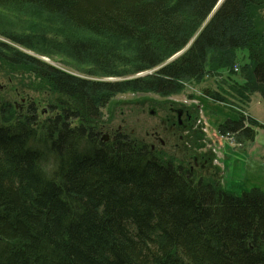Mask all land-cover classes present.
<instances>
[{
  "label": "trees",
  "instance_id": "trees-1",
  "mask_svg": "<svg viewBox=\"0 0 264 264\" xmlns=\"http://www.w3.org/2000/svg\"><path fill=\"white\" fill-rule=\"evenodd\" d=\"M218 1L0 0L57 23L52 37L0 31L4 70L44 95L22 111L0 95V264H264V190L225 189L201 141L183 138L179 158L122 130L102 139L103 109L124 92L225 75L243 102L264 100V0H223L208 18ZM237 113L218 131L253 141L264 126Z\"/></svg>",
  "mask_w": 264,
  "mask_h": 264
},
{
  "label": "rangeland",
  "instance_id": "rangeland-1",
  "mask_svg": "<svg viewBox=\"0 0 264 264\" xmlns=\"http://www.w3.org/2000/svg\"><path fill=\"white\" fill-rule=\"evenodd\" d=\"M262 16L264 17V12ZM46 18L45 15L42 16L40 13L30 12V10L22 14L0 9V31L8 35L30 33L33 28H42L48 37L56 36L53 31L57 23ZM262 19L264 20V18ZM3 32H0V39L9 42L8 38L1 35ZM16 47L42 60L49 61L58 68L79 76L89 77L84 73L85 67L74 62L66 63L65 58L59 56L49 58L18 45ZM184 50L185 48L181 50V53ZM239 54L240 56L246 55V51H240ZM99 78L103 79V77ZM104 79L109 80L107 77ZM233 79L240 81L238 76ZM29 81L26 73H8L0 64V95L10 99L20 111L24 110L31 100L42 99L44 96L30 87ZM231 83L225 75L206 76L199 81L186 80L180 92L165 97L153 93L124 92L117 94L103 109L106 121V130L103 134L108 135L109 131L114 130L126 131L133 137L146 141L151 145V148L163 150L167 154H173L179 158L181 151L177 147H181L180 142L183 138L184 140L188 139L187 141L192 144L195 141H201L203 144L201 150L208 151L213 165L219 167L224 187L227 190L237 194L252 187L264 190V161H260V159L247 160L249 157H247L246 142L249 141H240L235 134L229 133L236 142L234 144L226 137L228 134L218 131L219 124L226 118H236L238 111L243 113L246 120L251 119L264 126V123L258 122L252 114L255 113L256 116L264 119V100L261 95L254 93L249 96L253 105V112L250 113L248 107L250 101L243 102L230 88ZM205 89H209L211 92L217 91L224 100L206 96ZM170 101L182 103L183 106H174L170 104ZM39 108L41 111L46 109V104L40 102ZM183 109L190 111L192 120L189 124H185L186 127H179L177 122L178 118L181 119ZM45 113L47 110L42 112V115ZM262 131H264V127L256 126V132ZM195 147L194 149H197ZM230 161L233 163L232 173L228 171V168L223 169V166H227Z\"/></svg>",
  "mask_w": 264,
  "mask_h": 264
},
{
  "label": "crops",
  "instance_id": "crops-1",
  "mask_svg": "<svg viewBox=\"0 0 264 264\" xmlns=\"http://www.w3.org/2000/svg\"><path fill=\"white\" fill-rule=\"evenodd\" d=\"M252 106L253 105H252V100H251L249 103V106H248L250 113L253 112ZM252 114L256 117V120L258 122L264 123V119L259 118L258 116H256L255 113H252ZM246 143H247L246 146H247V151H248L247 157H249V158H247V160L249 161L250 159H260V161H262V160L264 161V131L257 132L254 140L251 142L250 141L246 142ZM244 145H245V143H244ZM232 167H233V163H232V161H230L227 166H223V169L225 170L228 168V171L230 173H232V170H233ZM222 185L224 186L223 180H222Z\"/></svg>",
  "mask_w": 264,
  "mask_h": 264
},
{
  "label": "flooded vegetation",
  "instance_id": "flooded-vegetation-1",
  "mask_svg": "<svg viewBox=\"0 0 264 264\" xmlns=\"http://www.w3.org/2000/svg\"><path fill=\"white\" fill-rule=\"evenodd\" d=\"M191 120H192V114L190 113V111L187 109H183V111L181 113V119L178 118L177 125L179 127H181V126L184 127L185 124L186 123L189 124Z\"/></svg>",
  "mask_w": 264,
  "mask_h": 264
},
{
  "label": "water",
  "instance_id": "water-1",
  "mask_svg": "<svg viewBox=\"0 0 264 264\" xmlns=\"http://www.w3.org/2000/svg\"><path fill=\"white\" fill-rule=\"evenodd\" d=\"M222 1H223V0H219V1L216 3L215 7L213 8V10L211 11V13L209 14L208 18L214 13V11L218 8V6L220 5V3H221ZM189 44H190V43H189ZM189 44H188V45H189ZM188 45H187V46H188ZM186 48H187V47H186ZM179 53H181V51L178 52V53H176L175 55H173L169 60H172V59H173L174 57H176ZM169 60H168V61H169ZM145 73H146V72H145ZM145 73H144V74H145ZM144 74L140 73V74H138V75H144ZM45 110H46V109L42 110L41 113H42V112H45ZM179 115H180V113H179ZM102 139H103V140H108V135L105 133V134L103 135Z\"/></svg>",
  "mask_w": 264,
  "mask_h": 264
},
{
  "label": "built area",
  "instance_id": "built-area-1",
  "mask_svg": "<svg viewBox=\"0 0 264 264\" xmlns=\"http://www.w3.org/2000/svg\"><path fill=\"white\" fill-rule=\"evenodd\" d=\"M232 143L234 142L233 138L231 136H226Z\"/></svg>",
  "mask_w": 264,
  "mask_h": 264
},
{
  "label": "bare ground",
  "instance_id": "bare-ground-1",
  "mask_svg": "<svg viewBox=\"0 0 264 264\" xmlns=\"http://www.w3.org/2000/svg\"><path fill=\"white\" fill-rule=\"evenodd\" d=\"M44 61H46V60H44ZM46 62H48V63H50L49 61H46ZM51 64V63H50ZM53 65V64H52ZM114 78H109V80H113ZM233 134V133H232Z\"/></svg>",
  "mask_w": 264,
  "mask_h": 264
}]
</instances>
